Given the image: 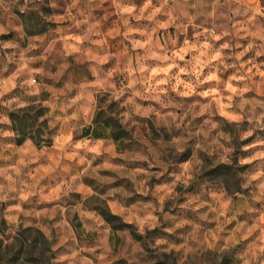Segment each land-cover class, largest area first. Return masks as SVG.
<instances>
[{
    "label": "rangeland",
    "instance_id": "obj_1",
    "mask_svg": "<svg viewBox=\"0 0 264 264\" xmlns=\"http://www.w3.org/2000/svg\"><path fill=\"white\" fill-rule=\"evenodd\" d=\"M145 2L27 0L26 3V0H4L10 10L0 8V27L5 29L0 33V79H10L23 61L29 62L28 68L41 71L32 77L37 82L36 95H28L30 89L20 86L27 78L25 71L17 76V87L5 93L3 100L29 101V108H32L31 113L34 115L40 108L42 112L38 115L42 116L38 117V123L44 120L40 135L49 144L37 146L31 139H26L25 145H16L17 135L10 114L21 109L12 110L15 105L9 108L0 103V119L6 117L9 121L0 123V133H15L14 136L0 135V155L10 158L0 159V168L19 166L20 177L11 173L17 181L18 191L21 184H27L33 186L35 193L27 202H20L16 193H9L7 201H0V264H6V259L11 257L15 260L8 264H37L26 260L31 257L42 258V264H51L53 259L57 260V264H65L52 249L55 245L57 252L64 253L61 238L67 237L77 242L84 249L81 255L92 259L94 264H180L181 260H184V264H243V259L237 258L238 254L240 257L248 255L249 249L259 243L258 238L264 231V198H253L254 194H258L255 185L247 189L241 187L243 180L238 173L247 172L251 166L237 168L234 159L241 143H252L253 137L241 142L239 133L243 129L220 117L214 102L199 95L181 98L169 93L161 97L164 102L162 105L148 98H135V102L142 107L151 106L160 111L161 116L165 117L161 120H157L154 114L149 117L134 116L132 121L125 124L122 123L121 115L128 110L123 104L133 98V88H143L142 84L129 87L133 76L139 80L140 74L135 70L139 67V59L147 55L146 49L133 47V41L151 40L153 50L159 46L158 54H170L183 47L186 38L194 41L201 29L214 26L217 34L228 33L220 41L214 42L215 46L225 42L231 45L224 50V63L230 67L220 73L221 81L226 82L229 76L246 71L249 62L264 66V53L259 47L264 45V39H261L264 37V15L258 14L252 20L250 12L243 14L247 12L246 0H240L239 3L237 0H168L155 21H149L144 17L151 14L154 7H160L163 0H152V7L142 12ZM52 3L58 7L52 8ZM258 5L260 12L264 13V0H258ZM125 6L133 7L135 11L132 14L123 13L121 8ZM21 7L26 8L25 14L20 13ZM237 8L242 14H236ZM56 17L64 19L57 20ZM170 18L174 22L166 28L158 26L157 21L167 23ZM189 20L194 27L182 29V25ZM20 22H23L24 32L27 33L24 39L15 30ZM129 28L140 31L129 33ZM245 28L248 32H258L259 36L246 35ZM141 32L145 35H141ZM73 35L84 37V40L79 44L67 40L69 47L79 49L67 51L65 40ZM5 43L15 47L4 48ZM249 43H253L254 47L245 52L240 60H236V55L244 51ZM237 44L241 47H236ZM104 56L108 57L107 62L100 63L98 58ZM190 58V55L185 56L186 60ZM145 63L155 66L159 62L148 60ZM241 63L245 69L239 67ZM261 70L264 71V67ZM255 79L259 80V77ZM99 84H103L108 91L98 92ZM208 87L204 85L203 90L206 91ZM219 87L223 92V84ZM114 92L120 93L119 99L114 98ZM260 92L264 93V87ZM89 94L97 101L95 116L101 111L103 116L116 117L128 135L117 141L107 138L109 145L104 142L100 155L81 149L79 153L84 157L83 160L76 153L75 157L65 158L56 164L48 173L41 168L36 172L30 160L32 147L44 150L64 133H70L73 141L80 140L85 128L93 125L95 116L89 122L74 119L79 108L86 105L87 101L81 100L75 104L72 101L79 95ZM246 98L264 100V95L253 90L246 94ZM111 103L114 105L111 106ZM46 104L54 105L55 110ZM206 104H212L213 114L209 116L206 112L203 116L198 115ZM256 111L259 113L261 109L257 108ZM56 117L60 118L59 121ZM212 124L217 127L212 128ZM26 125V132L36 134L39 131L30 120H27ZM246 127L247 123L244 125ZM256 135L264 136V131L258 130ZM99 139L103 138L89 137V141ZM176 140L181 141L182 151H177ZM197 143L199 148L196 147ZM112 146L114 150L111 153L105 151ZM229 147L234 149L231 154H227L231 163L222 162L221 158L226 155L224 149ZM70 153L73 155L72 151ZM209 153L213 154L215 163L199 172L188 187L177 184L175 191L178 195L175 199L167 200L162 210L154 195H141L137 191L138 185L134 184L132 173L136 167L147 168L148 164L135 157L149 155L155 164L153 172L163 173L161 180L171 184L174 180L169 177V173L173 169L179 175V166L184 163L196 160L208 163ZM106 162L122 167L116 171L105 169L102 165ZM218 165H228L231 169L226 173L214 172V167ZM205 178H210L217 186L222 184L227 193L226 198L231 199L226 218L220 217L219 221L217 213L207 208L201 211L206 212L208 218L201 219L190 208L184 207L192 197L200 196L196 181ZM140 179L143 177H136V180ZM160 182L155 176L148 179V192L152 193L154 186ZM0 184L7 189L9 181L0 176ZM216 190L219 191V187ZM17 203L21 204V213L6 211ZM148 204L154 205V209L146 207ZM102 211L110 212L117 218L108 222ZM149 212L159 218V223L154 228L146 227V234L140 235L136 224ZM6 214L18 215L19 223L10 224L5 219ZM129 219L134 223H127ZM185 220L190 223L176 227ZM123 223L130 224L140 237L132 236L130 228H115ZM170 228L174 231H165ZM37 231L50 242V252ZM233 236L236 239L247 238L240 239V243L233 246L230 244ZM157 239L166 243L156 245ZM26 243L33 244L29 253L26 252ZM210 243L214 245L215 251L209 247ZM181 245L193 249L187 258L185 248ZM225 245L229 247L220 252L219 249ZM47 256H50L49 260ZM101 257L104 259L101 260Z\"/></svg>",
    "mask_w": 264,
    "mask_h": 264
},
{
    "label": "clouds",
    "instance_id": "obj_2",
    "mask_svg": "<svg viewBox=\"0 0 264 264\" xmlns=\"http://www.w3.org/2000/svg\"><path fill=\"white\" fill-rule=\"evenodd\" d=\"M42 2V0H41ZM239 3L240 0H237ZM27 3V0H26ZM168 4V0H163V4L160 7H154L151 14L144 17L149 21H155V18L158 14L162 12V9ZM247 12L243 14H247L250 12L252 14V20L256 19V16L264 15V13L260 12L258 0H246ZM52 8L58 7L56 3H52L50 5ZM120 7V5H117ZM255 6V7H253ZM152 7V0H146L144 4V8L141 10L142 12L148 8ZM0 8H3L5 11H9V6L4 3V0H0ZM21 14L26 13V8L21 7L19 9ZM121 11L126 14H132L135 9L133 7H122ZM236 14L240 15L241 10L237 8ZM139 19V17H137ZM19 19V18H17ZM57 20H62L64 17H56ZM174 21L170 18L167 23L159 22L158 26L160 28H166L168 24L173 23ZM127 24V21H125ZM188 26L191 25V20H189L186 24L182 25V29L186 30ZM194 27V26H193ZM240 27H244L241 25ZM17 32L21 34V38L24 39L27 36V33L24 32V24L20 22L19 26L15 29ZM5 29L0 27V33H3ZM129 33L134 31H140L139 29H128ZM245 33L251 37L259 36L258 32H248L245 28ZM141 35H145L144 32H141ZM228 33L217 34V31L214 26L205 27L201 29L195 38L194 41H190L189 39H185L183 47L179 48L178 51H173L170 54H158L159 46H156L157 50H153V45L151 40L146 42H141L139 40L133 41V47L138 49H146L147 55L143 56L139 59V67L135 70L140 74L139 80L135 76L132 77V83L129 85L130 88L135 84H142L143 88L136 90L133 88V98L126 100L123 104V107L128 109L124 111L121 115L122 123L127 124L129 121L133 120L134 116L140 117H149L150 115H155L157 120L164 119L165 117L161 116L160 111H158L154 107H142L140 104L135 102V98H140L143 100L144 98H148L149 100L155 101L157 104H163L161 97L167 96L169 93H175L177 96L181 98L191 97L193 95H199L201 97L208 98L212 102H214L218 114L220 117L225 118L230 124H234L243 130L239 133V140L241 142L248 140L250 137H253L252 143H241L239 148V153L234 157L235 159V167L242 168L244 166H251V168L247 172H239L238 175L242 178L243 183L241 187L247 189L253 185L257 189L258 194H254V199L264 198V136H258L256 133L258 130L264 131V100H254L247 99L246 94L255 90L259 95H264V93L260 92V89L264 87V71L261 70L262 65H256L252 62H249V65L246 68V71L237 72L227 78L226 82L221 81L220 73L224 70H227L230 65L224 63L225 55L224 50H227L231 47L230 43L225 42L220 44L218 47L215 46L214 42L220 41L222 37L227 36ZM201 37L203 39H201ZM76 41L77 44L81 43L84 40V37L73 35L71 37H67L65 40L67 51H78L79 49L75 46L69 47L67 45V40ZM264 39V37H261ZM4 48L15 47V45L5 43L3 45ZM236 47H241L240 44H237ZM254 47L253 43H249L247 48L244 51L238 53L235 57L236 60H240L241 57L244 56L245 52L251 50ZM261 48L262 53H264V45L259 46ZM186 55H190V59H185ZM100 63H105L108 60L107 56L102 58H98ZM156 61L159 62L155 66L146 65L145 61ZM181 62L183 66H181ZM28 61H23L22 66L18 69L17 73L13 75L8 80L0 79V103H4L6 107L12 108V105H15L16 109H23L30 106L29 101L14 99L5 102L3 97L5 93L9 92L12 88L17 87L15 80L17 76L21 73H27V78L24 79L23 83L20 85L22 88L28 87L30 90L28 91V95H36L37 94V82L33 79V75L39 71L40 69L36 68H28ZM221 65L223 66L221 68ZM232 67H236V65H232ZM241 69H245V65L241 63L239 65ZM7 69H5L6 71ZM175 70V71H174ZM259 77V80L255 78ZM223 84V92L220 89V85ZM204 85H209L208 89L203 90ZM199 89V91H198ZM99 91H108L107 88L104 87L103 84H99ZM113 96L115 99H119L120 93L114 92ZM86 100L87 104L80 107L77 113L74 116V119H83L85 122H89L95 116L97 101L94 97L89 95H79L72 101L73 104ZM39 101H37L38 103ZM47 107H52L55 110L54 105L46 104ZM249 106H251L249 108ZM172 107H176V105H172ZM259 108L261 111L257 113L256 109ZM208 113L211 116L212 113V104H206L204 109L201 110L198 115L203 116L205 113ZM59 121V117H56ZM0 123H9L6 117L0 119ZM206 124L209 123L208 120L205 121ZM245 123H247V127L244 128ZM212 128H216V124L211 125ZM207 135V133H203ZM0 135L3 136H14L13 132H2ZM231 139V138H229ZM56 147L58 149L71 150L73 155H75L76 150H84L86 153H92L94 155L101 154V148L103 145V141H88V140H79L73 141V138L70 133H64L61 136L55 138ZM175 145L177 146V151H182L183 148L180 147L181 141L176 140ZM197 148L200 147L199 143L196 145ZM114 150V146L109 149H105V151L112 152ZM234 151L233 148H225V156L221 158L222 162L231 163L230 160L227 159V154H231ZM0 159H10L9 157H4L0 155ZM79 159L83 160L84 157L80 156ZM136 160L147 163L148 167H136L134 172L132 173V179L134 184L138 185L137 191L141 195H149L152 194L156 197L159 202V205L162 206L169 199H175L178 195L175 191V187L177 184H182L185 187H188L191 182L196 180V176L199 172H201L204 168L210 167L211 164L215 163L213 154L209 153L208 155V163L204 161L196 160L195 162L184 163L179 166L180 174H176V170L173 169L169 173V177L174 180V183H167L166 181H162L161 177L163 173L153 172V168L155 164L153 163V159L150 158L149 155H141L135 157ZM103 168L109 170H119L122 166L113 165L111 163H104L102 165ZM11 173H14L16 177H20L21 169L19 166H9L0 168V176H4L7 181H9L7 189L4 185L0 184V201H7L10 196L9 193H16L20 202H27L29 197L34 195V191L32 190L33 186L27 184H21L17 187V181L13 179ZM143 177V179L136 180V177ZM152 176H155L156 180L161 181L160 183L154 186L153 192L149 193L146 185L147 180ZM196 187L200 191V196L192 197L189 200V204L184 207L190 208V210L200 216L201 219H207V213L202 212V209H209L210 211L217 213V219L219 221L220 217L226 218V213L231 204V199L226 198L227 193L224 189L223 185L214 184L210 178H205L203 180L196 181ZM219 187V191L216 188ZM204 197H207L205 199ZM211 201V203L209 202ZM146 207L154 209V205L148 204ZM8 213L15 212L17 214L23 211L21 204L17 203L13 207H10L6 210ZM5 219L9 221L10 224H18L19 216L18 215H5ZM264 219V217H262ZM127 223H134L133 220H126ZM159 223V218L153 215L151 212L148 213L147 216L140 218L138 220L137 231L140 235H145V228H154ZM190 223V221H182L177 224L176 227H183L184 224ZM165 231L173 232V229H165ZM247 237H241L240 239H246ZM240 239H236L235 236L230 241L231 245H235L240 243ZM259 243L253 245L249 249V254L240 257L238 254L237 258L243 259V264H264V231L261 232L259 236ZM5 243H8L6 241ZM61 243L64 245L65 252L60 253L57 252V246H53L52 251L57 253V257L65 262V264H94L92 259H88L86 256H82L81 253L84 249H81L77 242L73 241L71 237L61 238ZM166 243V241L157 239L156 245H160ZM181 247L185 248V258L189 253L193 252L192 248L187 247V245H181ZM209 247L215 251V247L213 244H209ZM229 245H225L223 248H220V252H224ZM179 250V249H178ZM88 251H94V249H89ZM104 259L103 257L100 258ZM51 264H57V260L53 259ZM180 264H184V260L180 261Z\"/></svg>",
    "mask_w": 264,
    "mask_h": 264
},
{
    "label": "trees",
    "instance_id": "obj_3",
    "mask_svg": "<svg viewBox=\"0 0 264 264\" xmlns=\"http://www.w3.org/2000/svg\"><path fill=\"white\" fill-rule=\"evenodd\" d=\"M114 103H111V106H113ZM110 106V107H111ZM31 109L32 108H23L19 111L16 112H12L10 114V118L11 121L13 123V130L16 132L17 135V139H16V145H20L22 144L26 139H31L35 145L37 146H41V144H49V141L47 139H42L41 135H40V129L41 127L44 126V120L41 123H38V117L42 116V115H38L42 112V110L39 108L37 109V111L35 112V115L31 113ZM27 120H30L31 123L33 125H36L38 130L36 134L32 133V132H26V122ZM83 136H91L93 138H111L114 141H117L119 139L124 138L125 136L128 135L127 130H125L123 128V126L121 125V123L119 122V120L116 117L107 115V116H103L102 112H98L93 120V125H89L85 128L83 134ZM244 168V167H243ZM231 169V166L228 165H218L216 167H214L213 171L214 172H219V173H226ZM103 216L105 218V220H107L108 222L113 221L114 219H116L117 217L113 214H111L110 212H106V211H102ZM1 223L4 224V221L2 220ZM115 228H130L131 230V234L132 236L139 238L140 235H138L134 229L132 228V226L130 224H120L118 226H116ZM1 232V230H0ZM38 235L42 237L43 241L45 242V246L48 252H50V242L46 240V238L44 237V235L40 232H38ZM33 248V244L31 243H26V252L29 253L30 250ZM20 252V250H19ZM43 254V253H42ZM32 259H26L27 261H35L37 264H42L44 263V260L42 258H34L31 257ZM47 260L50 259V256L46 257ZM15 260V258L11 257V258H7L6 259V264H8V262H13Z\"/></svg>",
    "mask_w": 264,
    "mask_h": 264
},
{
    "label": "crops",
    "instance_id": "obj_4",
    "mask_svg": "<svg viewBox=\"0 0 264 264\" xmlns=\"http://www.w3.org/2000/svg\"><path fill=\"white\" fill-rule=\"evenodd\" d=\"M89 137H90L89 135L83 136V138H81L80 140H88L89 141ZM76 141H79V140H76ZM97 141L107 142L106 144L109 145V143H108L109 140L107 138H103L102 140L99 139ZM22 144L25 145V142H23ZM103 144H105V143H103ZM39 150L40 149L37 147L31 148L32 154H31L30 160L32 163V167L35 168L34 170H36V172H39L38 170H40V168H41V169H46L47 170L46 172L48 173L49 170L53 169L56 164H60V162H62L63 159L70 158L71 156H73V157L76 156V155H72V153H70L71 150L62 151L61 149H58L56 147V141L54 142V144L52 146L46 147L44 150H41V151H39ZM76 153L80 157L79 150H76L75 154ZM64 162H66V161H64Z\"/></svg>",
    "mask_w": 264,
    "mask_h": 264
}]
</instances>
